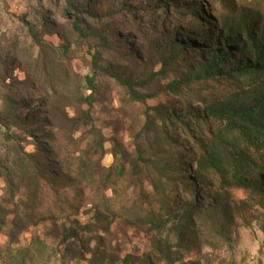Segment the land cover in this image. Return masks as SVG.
<instances>
[{"label": "rangeland", "instance_id": "1", "mask_svg": "<svg viewBox=\"0 0 264 264\" xmlns=\"http://www.w3.org/2000/svg\"><path fill=\"white\" fill-rule=\"evenodd\" d=\"M243 18L264 0H0V264H264V193L197 163L205 110L264 79L170 89L201 68L184 36Z\"/></svg>", "mask_w": 264, "mask_h": 264}, {"label": "trees", "instance_id": "2", "mask_svg": "<svg viewBox=\"0 0 264 264\" xmlns=\"http://www.w3.org/2000/svg\"><path fill=\"white\" fill-rule=\"evenodd\" d=\"M200 38L207 49L203 53L201 46L184 36L187 47L194 49V53L198 55L200 71L193 77L187 76L173 82L170 89L177 90L184 84L215 78L221 74V69H223L222 74L227 78L260 76L264 79V21L260 22L259 26H255L254 21L239 19L236 28L228 29L226 35L220 33V30H209L206 36L200 35ZM235 41H239L236 55L243 53L245 46L248 48L243 60H234L232 54L224 52L222 48L225 42ZM213 46L217 49L211 52ZM226 47L230 45L226 44ZM92 59L95 64L98 60L97 55H93ZM86 81L92 90V78L87 76ZM117 81L127 89L130 98L134 101H144V97L135 92L131 83L119 78ZM258 85L238 105L228 103L205 110L204 115L220 123L221 128L212 132L210 140L203 145L197 163L200 169L214 172L222 186L251 188L264 193V84ZM169 116L175 117L172 113ZM35 155H25V158H34ZM10 174L9 168L5 175L8 186L13 184V176ZM1 214L0 207V227Z\"/></svg>", "mask_w": 264, "mask_h": 264}]
</instances>
